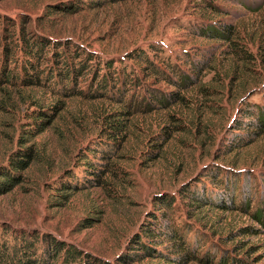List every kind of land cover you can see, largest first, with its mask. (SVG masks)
<instances>
[{"label":"rangeland","instance_id":"rangeland-1","mask_svg":"<svg viewBox=\"0 0 264 264\" xmlns=\"http://www.w3.org/2000/svg\"><path fill=\"white\" fill-rule=\"evenodd\" d=\"M223 26L234 34L221 36ZM42 45L39 86L27 83L35 71L23 65L26 50ZM56 54L60 67L72 64L73 81L56 72L49 79ZM136 57L163 75L143 72ZM115 85L124 103L136 104L123 116V141L104 133L108 115L128 111ZM248 110L264 111V0H0V244L24 236L39 248L74 245L91 263L178 264L158 253L186 251L173 252L165 236L143 238L154 214L207 262L264 264V226L255 218L264 211V133L235 125ZM39 120L49 122L40 132ZM231 139L241 144L228 149ZM119 141L104 159L106 142ZM30 148L28 166H14L13 156ZM86 162L109 165L100 182L87 178ZM216 178L235 179L239 209L217 207L229 202ZM184 188L215 204L196 208Z\"/></svg>","mask_w":264,"mask_h":264},{"label":"trees","instance_id":"trees-1","mask_svg":"<svg viewBox=\"0 0 264 264\" xmlns=\"http://www.w3.org/2000/svg\"><path fill=\"white\" fill-rule=\"evenodd\" d=\"M221 36L224 37H231L234 34L233 28L232 26H223L222 30L220 31ZM218 34V35H220ZM40 42L34 43L32 46L36 47L37 45H39ZM29 47L28 50H26L25 56L28 58V61L25 63V65H23V69H26V67H29L30 71H35L34 73V78L32 79V82L29 81L27 83L33 84V85H39L41 86L42 83L40 81V74L38 72V68L39 65L41 63V60H47V59H43V48L44 46L42 45L40 48H38L36 51L34 50V48ZM34 50V51H33ZM69 50V49H68ZM75 55H78V50H75ZM58 56V54L55 55V59H54V66L53 68H50V72L48 74L49 79H51V77L53 76V73H57V75L60 76V79L62 80V83H64V81L70 80L73 81V77H70L71 73L70 72H74L75 70L72 68V64H66L63 65V67L61 66V63L56 59V57ZM81 56V55H80ZM88 58H91L88 57ZM32 59H35L32 60ZM139 63V68H142L143 72H145L146 70H153L154 73H156L159 76H162V72L161 71H157L156 68L154 67L153 63L148 60L145 59L144 57H136V63ZM145 64H148L149 67L146 69ZM69 67V69H68ZM64 69L67 71L65 72ZM173 69V68H172ZM70 70V71H69ZM173 72H175V74L177 73L175 68L173 69ZM22 77H24V73L22 75ZM13 79H15V77H12V81H10L11 83L13 81ZM48 79V78H47ZM117 84H120V80L122 81V86H126L129 83H132L133 81H131L129 78L127 79H120L117 78ZM135 83H139V79L135 78ZM58 83V82H57ZM106 83L105 80L103 79V81L101 82V84L99 85V88L101 91H106ZM114 89L117 88V85H115L113 87ZM111 92L113 93V95L118 96V101L122 104H124V106H126L127 108V112H115L112 113L110 115H108V119L106 122V127L104 128V133L107 134L111 139H116V140H125L124 137L126 138L127 136L123 135V133L126 131V128L128 127V123H127V119L123 118V116H130L133 113V108H135L136 104L134 102H131L130 104L128 103H124V93L123 90L121 89H116L118 91V93H114V90ZM118 94V95H117ZM123 95V97H121ZM174 101L179 100V95L178 93H174V96H172ZM121 98V99H120ZM135 110V109H134ZM137 112V111H136ZM40 114H42L41 111H39ZM53 116V114L51 115ZM247 118L244 119L242 117L241 121L237 120V122L235 123L236 126H246L247 128H254V129H260L259 133H256V136L258 134H262L264 133V111H262L261 113H255L254 111L248 110L246 115ZM255 116V120H250L248 118ZM246 120V121H244ZM49 122H47L46 120H39L36 121L35 124H37L38 128L37 131L40 132L42 130V126L45 124H48ZM251 135H247V137H249ZM121 137V138H120ZM250 140H248L247 142H249ZM246 142V143H247ZM107 145L109 146L108 151H100L101 152V156L104 159H110L112 157V155L114 154V152H116L117 150H119L120 146H121V142L119 141L117 144L115 143H109L106 142ZM235 143L239 146L241 144V141H236V139H231L229 142H227V148L230 149L233 146H235ZM244 143V144H246ZM113 150V151H111ZM96 151V150H95ZM156 154V152H153L152 155ZM32 155H33V150L30 149H25V150H20L18 153H16L13 156L12 159V164L20 169H24L28 166L29 162L32 159ZM23 156H26L27 159H22ZM97 155H92V158H96ZM86 165L88 166V168L86 169L88 172V177L87 178H91L93 179L96 183L101 181V177L103 176V174H105V171L108 170L109 165L108 164H103V163H97V162H86ZM100 166H105L107 169H100ZM95 177H93V176ZM233 178V177H232ZM230 179V178H229ZM15 182H17L18 180L16 178L13 179ZM217 181H219L220 183H223L226 189V198L224 197V201H227L229 203H223V204H217V207L223 208L224 210H230V211H234L239 209L236 205V198L234 195V190H237V185L236 183H233L234 180H220L217 179ZM13 185L10 183L6 184V189L9 190V188H11ZM65 184L60 185V187L58 188V190H63L65 189ZM181 193L183 194V196H186L188 198H190L191 200L194 201V206L198 209H201V207L204 206V204H212L214 205L215 203L212 201H208L207 199H205L204 197L200 196V194H196L195 192L191 191L190 189H186L184 188ZM196 202H200L201 204H203L202 206L199 205ZM172 200L170 199L168 202L163 200L160 201V204H165L167 207L171 206ZM248 207V202H246L245 204V209H247ZM242 209V208H240ZM153 221H150V223L147 225V227L144 229V237L145 239H147L146 241L148 242L149 238H156L157 236H165L167 238V241L171 242L170 244L172 245L171 249L173 250V252L176 253H181V251H186L185 254H183L184 252L181 253V256L179 257H173L171 256L169 253H158L159 257L163 258V259H169L173 258V260L175 261L174 263H178V264H185L187 262V260H194V261H199L202 263H207V264H212L211 261H209L208 258V262L207 260L205 261V259H202L201 257H198L197 254V250L195 251V247H193V245L191 246L186 237L184 235H180L179 230L177 229H173L170 226V222L164 221L166 220L168 217H165V215L163 217H157L156 215H152ZM255 218L258 220L259 223H261L264 226V211L263 209H260L258 211H256L255 213ZM170 220V219H169ZM153 226V227H152ZM192 231V230H191ZM190 231V232H191ZM249 232H254L256 233V230L254 229H248ZM15 240H19L18 243L17 241L14 242L13 244H0V264H55V260L61 258L62 262L61 263H57V264H103L102 262H98V261H93V263H91L92 261L89 260V258L86 257V254H84V252L80 249H78L76 246L74 245H69L63 242H58V241H49L48 240V246H46L45 241L43 242V246L44 248H39V246L37 245V243H34L33 241H30L28 238L25 239L24 236H21L17 239V237H15ZM146 241H138L136 244L139 245L143 250L146 251V255H150V256H155L156 254H154L149 246V244L147 245ZM150 242V241H149ZM148 242V243H149ZM41 249H43V252L41 253ZM152 252V253H151ZM137 257L141 258L143 257V253H137L136 254ZM220 264H229V260L228 259H223L221 260ZM230 264H244L241 261H230Z\"/></svg>","mask_w":264,"mask_h":264}]
</instances>
